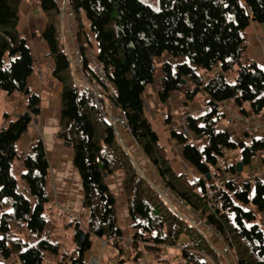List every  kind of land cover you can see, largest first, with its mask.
Masks as SVG:
<instances>
[{
    "label": "trees",
    "instance_id": "1",
    "mask_svg": "<svg viewBox=\"0 0 264 264\" xmlns=\"http://www.w3.org/2000/svg\"><path fill=\"white\" fill-rule=\"evenodd\" d=\"M33 1L46 18L41 36L53 60L51 75L60 83L56 136L72 148L86 217L60 213L49 203L50 171L42 141L21 148L32 118L41 110L39 96L27 87L35 59L16 27L20 0H0V91L10 97L26 96L25 111L13 120L5 113L0 123V258L15 257L20 264H86L84 252L93 235L105 241L107 253L116 250L118 262L130 248L133 264H142L149 251L161 261L160 255L184 236L187 242L178 248L179 264H224L212 230L233 252L235 264H264V230L257 222V212L264 211V180L245 178L240 186L235 178L224 177L222 186L209 181L211 172L235 173L234 165L218 166L224 150L238 148L243 165L264 153V138L235 142L227 130L217 128L223 118L219 104L228 99L240 107L246 102L253 114L264 117V69L253 60L243 61L244 29L251 20L264 22V0H65L75 19L84 72L95 76L82 41V12L91 35L85 40L96 44L95 57L115 88L112 101L125 117L130 135L171 194L208 226L206 234L140 174L113 124L79 90L58 38L57 1ZM163 53L186 61L174 69L162 62L160 101L172 91H183L181 79L208 96L206 110L187 114L184 122L189 133L208 139L204 148L199 150L182 131H170L198 175L174 171L145 113L143 95L154 80V59ZM216 64L220 73L204 83L199 72ZM231 70L236 71L235 83L227 80ZM196 91L183 93L191 100ZM115 173L123 175L121 188L130 218L128 246L106 182ZM210 188H217L219 197L213 205L206 196ZM61 227L64 235L54 238Z\"/></svg>",
    "mask_w": 264,
    "mask_h": 264
},
{
    "label": "crops",
    "instance_id": "2",
    "mask_svg": "<svg viewBox=\"0 0 264 264\" xmlns=\"http://www.w3.org/2000/svg\"><path fill=\"white\" fill-rule=\"evenodd\" d=\"M56 1L58 6L59 3H62L60 0L59 2L58 0ZM60 8L61 7L59 6L56 26L58 33H60L62 47L65 49L66 47L78 46L77 28L72 11L69 7L68 9H64L61 12ZM18 9L20 17L16 26L17 30L25 38L30 52L35 59L34 70L27 78V87L28 90L35 92L39 96L41 106L39 115L32 119L30 130L21 141V148L23 150H27L35 143L36 140L42 141L50 171V185L48 187L49 203L52 204L60 213H70L73 216L82 214L83 218H85L86 213L82 208L83 193L79 175L72 162V148L69 144L59 141L56 136L60 124L58 100L60 83L51 75V71L53 69V60L48 55L47 44L41 36V32L45 26L46 18L33 0H20ZM263 23L264 22H256L251 20L248 26L244 29L245 48L243 50V54L245 57H247L245 60L254 59L255 61H253L255 63L258 61L257 63L261 66H259L261 69H264ZM83 32L85 34V37H82V41L84 43L85 38H90L91 35L89 30L87 34L84 30ZM257 45L260 47H256ZM246 46L250 47L248 52H246ZM252 46L256 49L253 50ZM216 65H214L212 68H214ZM171 68L173 69L172 66ZM212 68L209 70L203 69L205 72H207L203 73L205 77L210 76ZM74 76L76 75L74 74ZM161 76L162 73L160 70L158 82L156 83L160 87L158 89L152 88L151 92L149 91L146 94L144 92L143 95V104L147 119L150 123V126H153L149 118V114L155 120L159 117L158 115H166L164 114L166 105H170V114L166 117L164 125L160 126L164 131V140L163 142H159L165 148L169 162L175 172L198 175L194 168L182 157V147L176 140L171 138L170 131H181L182 127L184 126L185 117L187 114L194 115L201 113L206 110V107H196L190 104L189 102L191 100L186 99L185 96L183 99H181L182 97L178 93H175L176 97L173 98L172 93L174 91L169 93L165 101H160L158 93L159 90H161ZM78 78L80 77L78 76ZM156 80L157 79L155 78L151 84H153ZM82 84H86L88 88H94L100 93L108 115H112L113 117L123 116L122 112H120V110H118L113 104L112 96L115 93V88L112 83L108 82L107 84L103 85L99 83L95 76L89 77L88 73L84 72L83 78H81L80 82L78 83L79 90H82ZM193 86L194 85L191 83L189 85L186 84L183 91L185 89L192 91ZM183 91H180L179 93H183ZM0 98L4 102L1 105L2 110L0 112V123L6 119L4 116L5 113L8 114L9 119L13 120L25 111L26 96L24 94L16 93L10 97L6 93L2 92L0 93ZM166 100L168 102H166ZM178 105L184 106L185 111L179 115V119L182 121V123L177 125L174 123L172 124L173 121L171 114L176 111ZM221 105H223L225 108L222 109ZM219 109L223 113L222 119L225 118L226 120L225 124L227 126L224 129L229 132L231 138L235 142L242 141L243 143L247 144L253 138H264V117L260 114H253L250 108L249 110L244 109L243 105L241 107L238 106L233 99H228L221 102L219 104ZM114 130L119 142L127 150L136 166V169L141 173V175L149 179L153 184L160 181L158 174L155 172L152 165L130 133L121 125H116ZM153 130L156 132L155 129ZM188 135L189 141L199 150L208 144V139L204 136L200 137L191 133ZM236 149L224 150L223 155L218 158V166L224 167L235 165L236 162L241 161L240 154L236 152ZM229 150H232V152ZM242 174L243 177H241ZM262 174H264V153L253 157L250 165H242L240 172L235 170V173L228 172L225 175L220 174V172H217V174L211 172L209 181L216 186H222L224 177L235 178L238 183L237 185L240 186L243 179L246 178L252 182L255 177H260ZM122 176L123 175L121 173H118L114 176H108L106 178V182L108 183V186L114 195L117 221L122 231V236L124 237L126 244H129L130 218L128 216L122 188H119V186L121 187ZM217 182L219 184H216ZM117 183H119V186ZM177 207L182 213L190 214L193 212L186 206ZM258 217L264 223V211L260 213L257 212V218ZM210 232L214 238V241H216V245H218L221 249V253H228L230 248L228 249V246L223 244L224 242L222 241L221 237H218L217 234L212 230H210ZM63 235L64 232L60 233V236ZM184 239L186 240L184 236L180 237V240L183 242H185ZM90 242V248L84 252V261L86 264H93L91 259L94 257L98 260L99 264L102 261L105 253V241L99 237L91 235ZM0 264L20 263L17 258L10 257L8 259L0 258Z\"/></svg>",
    "mask_w": 264,
    "mask_h": 264
},
{
    "label": "rangeland",
    "instance_id": "3",
    "mask_svg": "<svg viewBox=\"0 0 264 264\" xmlns=\"http://www.w3.org/2000/svg\"><path fill=\"white\" fill-rule=\"evenodd\" d=\"M62 1V3H59V6L61 7L60 8V11L62 12L64 9H68L69 7L67 6V4H66V1L65 0H60V2ZM58 2H59V0H58ZM79 20H80V22H81V26L83 27V30L85 31V33L87 34V32H88V20H87V18H86V16H85V14L82 12L80 15H79ZM264 24V23H263ZM58 38H59V40H60V44H61V46H62V42H61V37H60V33H58ZM84 45L87 47L86 48V50L87 51H89V53L90 52H92L94 55H96L97 54V47H96V44H95V42L94 41H92L91 42V44H89V43H87V41L85 40V42H84ZM247 47V49H246V52H248L249 51V49H250V47L249 46H246ZM256 47H260V46H256ZM252 49L254 50V49H256V48H254L253 46H252ZM260 49V48H259ZM261 51V50H260ZM245 58H247V57H245V55L243 56V61L245 60ZM155 65H156V73H155V76H154V79L156 78L157 80L153 83V84H150V85H148L147 86V88H146V90H145V94L147 93V92H151V89L152 88H156V89H158L160 86L158 85V84H156L157 82H158V75H159V72H160V70H161V64H162V62L163 61H166V62H168V63H170L171 64V66L173 67V69L175 68V64L176 63H180V62H183V61H186V59L185 58H183V57H172V56H170L169 54H167V53H163L161 56H158V57H156L155 59ZM254 60V59H253ZM255 61V60H254ZM258 62V61H257ZM256 62V63H257ZM258 64V63H257ZM258 66H260L259 64H258ZM261 67V66H260ZM263 68V67H262ZM220 66H219V64H217L214 68H212V70H211V74H210V76H207V77H205L204 76V74L203 73H207V72H205V70H202V71H200L199 72V75H200V78L203 80V82L205 83V82H207L208 81V79L209 78H211V77H213V76H215V75H217L219 72H220ZM226 76H227V80L230 82V83H235V81H236V71L235 70H231L230 72H228L227 74H226ZM186 84H190L189 82H186ZM185 84V85H186ZM185 87V86H184ZM160 89H162V88H160ZM196 89H197V87L196 86H193V88H192V91L191 92H194V91H196ZM185 90H189V89H185ZM160 91V90H159ZM3 91H0V93H2ZM175 93H178L182 98L181 99H183L184 98V93H179V92H176V91H174L173 93H172V95H173V98H175L176 96H175ZM208 101V96H207V94L204 92V90H198V91H196V93H195V95L193 96V98L191 99V101L189 102L190 104H192V105H194V106H196V107H199V106H205V104H206V102ZM166 102H168L167 100H166ZM4 102L2 101V99L0 98V112H1V108H2V104H3ZM181 103H182V101H181ZM169 106L170 105H166V110H165V113L164 114H166V115H158L159 117L157 118V119H153L152 118V116L149 114V113H147V114H149V118H150V120H151V122H152V124H153V126L155 127H153V126H151L152 127V129H155L156 130V133L158 134V136H159V141L160 142H163V140H164V135H163V129L160 127V126H162V125H164V123H165V120H166V117L170 114V112H169ZM243 108L244 109H248L249 110V104H247V103H243ZM185 111V109H184V106H182V105H178V108L176 109V111L175 112H173L172 114H171V118H172V124L174 123V124H181L182 123V121L179 119V115L182 113V112H184ZM225 118L224 119H221L220 121H219V123H218V125H217V128L218 129H220V130H225L224 128H226V124H225ZM157 124V125H156ZM224 126V127H223ZM187 137H189V133H184ZM242 142V141H241ZM237 151V153L238 154H240V150L239 149H236ZM229 151H231L232 152V150H229ZM212 169V171H214L216 168L215 167H212L211 168ZM118 173H116V174H113V176L114 175H117ZM141 174V173H140ZM228 175V174H227ZM112 176V175H111ZM241 177H243V174L241 175ZM260 179H263L264 180V174H262L260 177H259ZM158 183V184H157ZM157 183H155L154 184V186H155V188H157V190L160 192V193H162V195L166 198V199H168L169 201H170V203L171 204H174V202L178 205V206H180V204L177 202V198L176 197H174L170 192H168L169 190L167 189V187L164 185V183L161 181V179H160V181H158ZM157 184V185H156ZM216 184H219L218 182L216 183ZM117 185L119 186V183H117ZM116 185V186H117ZM166 189H165V188ZM117 188V187H116ZM119 188H121L120 186H119ZM119 188H117V189H119ZM164 191H163V190ZM168 190V191H167ZM193 213V212H192ZM192 213H190V214H187V213H183L184 215H185V217L186 218H189L190 220H195V222H196V219H194V216H193V214ZM196 214V213H195ZM82 219H84L83 217H82ZM257 222L259 223V225L262 227V229L264 230V223L260 220V218L258 217L257 218ZM197 224H195V225H198V227H199V230L202 232V233H209L208 232V230H209V228H208V226L207 225H205V223L201 220V222L199 221V222H196ZM62 232H65V230L63 229V227H61V228H59L58 230H56L54 233H53V235H54V238H58L59 236H60V233H62ZM182 239V238H181ZM184 241L185 242H187V239L185 240L184 239ZM223 241V240H222ZM224 242V241H223ZM182 243H184L182 240H180L178 243H177V245L175 246V247H169L163 254H161L160 255V257L162 258V260L161 261H157L156 259H154L153 258V253L151 252V251H149L148 252V254H145V260H143L141 263L142 264H179V249L178 248H180V246L182 245ZM223 244H225V243H223ZM125 245H127L126 244V242H125ZM128 246V245H127ZM229 249V248H228ZM105 253H104V256H103V259H102V261L99 263V264H133L134 262L132 261V250L130 249V248H126L123 252H122V254H121V256H120V261L121 262H118L117 260H116V257H117V252H116V250H113V251H110V252H106V248H105ZM224 264H235V258H234V256H233V252L229 249V251H228V253H226V254H224Z\"/></svg>",
    "mask_w": 264,
    "mask_h": 264
},
{
    "label": "built area",
    "instance_id": "4",
    "mask_svg": "<svg viewBox=\"0 0 264 264\" xmlns=\"http://www.w3.org/2000/svg\"><path fill=\"white\" fill-rule=\"evenodd\" d=\"M64 50H65L66 55L70 61V65H71L70 69H71L72 73L77 76V77L75 76V78L79 83L81 78H83V75H84L83 61H82L80 48L78 46H72V47H66ZM88 57H89V61H90V67H91L92 71L94 72L96 78L98 79L99 83H101L103 85L107 84L109 81L107 79L106 72L102 67V63L100 61H98L96 59L95 55L92 54L91 52L88 53ZM78 76L80 78H78ZM81 91H83L86 94V97L91 102V104L94 105L102 113V115L113 124L114 127L116 125H121L129 132L128 126H127V121H126L124 116L113 117L112 115H108V113L105 110V106H104L103 100L101 98V95L96 89L88 88L86 84H82V90ZM221 108L224 109L225 107L223 105H221ZM181 131L183 133L188 132L185 125L182 127ZM216 191H217V188H215V189L210 188V189L206 190L207 200L209 201L210 205L215 204L216 201L219 200V197L216 195V193H217ZM177 202L180 204V206H184L183 201L177 200ZM177 212L179 214H181V212L179 210ZM192 214L194 216V219H196V222H199V221L201 222V218L197 214H195L194 212ZM191 222L194 225L197 224L195 222V220H193V221L191 220ZM196 226H198V225H196ZM91 260H92L93 264H98V260L96 258L93 257Z\"/></svg>",
    "mask_w": 264,
    "mask_h": 264
},
{
    "label": "water",
    "instance_id": "5",
    "mask_svg": "<svg viewBox=\"0 0 264 264\" xmlns=\"http://www.w3.org/2000/svg\"><path fill=\"white\" fill-rule=\"evenodd\" d=\"M181 82H182L183 85L186 84V80H184V79H181ZM242 165H243V164H242L241 161L236 162L235 165H234L235 170H236L237 172H240L241 169H242ZM82 234H83V230H80V231H79V236H78V241H77L78 244H79L80 241H81V236H82Z\"/></svg>",
    "mask_w": 264,
    "mask_h": 264
}]
</instances>
